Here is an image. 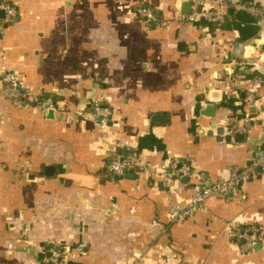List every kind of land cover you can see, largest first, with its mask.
<instances>
[{"label":"crops","instance_id":"obj_1","mask_svg":"<svg viewBox=\"0 0 264 264\" xmlns=\"http://www.w3.org/2000/svg\"><path fill=\"white\" fill-rule=\"evenodd\" d=\"M11 1L17 16L0 32V72L14 70L58 106L15 104L0 82V264H43L49 245L68 250L55 264H264V239L242 255L224 225L264 228V170L234 201L210 197L182 223L166 218L192 184L226 178L264 150L259 0H226L220 22L176 20L191 0ZM139 5L171 22L144 24ZM93 98L112 109L103 129L78 114ZM114 145L156 168L182 160L192 173L168 183L107 174Z\"/></svg>","mask_w":264,"mask_h":264},{"label":"built area","instance_id":"obj_2","mask_svg":"<svg viewBox=\"0 0 264 264\" xmlns=\"http://www.w3.org/2000/svg\"><path fill=\"white\" fill-rule=\"evenodd\" d=\"M226 0H191L188 13H178L175 19L178 21H193L198 17L211 22H220L224 18ZM253 15H258L261 9L253 3L247 2L241 6ZM263 10V9H262ZM0 32L13 23L17 16V10L11 0H0ZM136 19L146 25L166 27L171 20L157 16L155 10L149 6L139 5L134 9ZM0 82L5 98L15 104H35L42 110H55L58 101L52 95L42 92H34L25 81L12 69L4 67L0 72ZM78 114H84L96 126L103 129L108 124L112 109L100 99L93 98L88 102L86 108L78 110ZM261 139L264 143V122L260 127ZM123 146L114 145L107 149L108 162L106 165L107 174L116 177H125L126 174L144 175L148 179L160 177L163 182L168 183L172 179L179 180L182 177H189L192 169L189 163L172 160L164 168H156L144 159L138 152H124ZM259 168L264 170V150L256 153L249 166L240 169L235 166L229 170L226 178H205L190 187V195L185 203H172L166 213L168 224H179L192 218L199 210H206L205 201L210 197H219L228 201H234L239 195V189L243 182L249 180ZM171 192V189L168 188ZM225 230L228 237L238 244L239 252L244 255L254 250L256 244L264 239V228L257 224L244 225L239 221L225 220ZM46 254L42 257L43 264H55L63 260L68 254L67 249L56 245H49ZM139 264V263H134Z\"/></svg>","mask_w":264,"mask_h":264},{"label":"water","instance_id":"obj_3","mask_svg":"<svg viewBox=\"0 0 264 264\" xmlns=\"http://www.w3.org/2000/svg\"><path fill=\"white\" fill-rule=\"evenodd\" d=\"M259 3L264 6V0H259ZM182 11L187 12L188 10H185V8H183ZM0 16H3L2 11H0ZM241 47H243V44H240L237 48H241ZM212 111H213V108L208 105V107L206 108V113L211 114ZM51 112H52V110H48V113H51ZM153 120L162 121V120H165V118L163 115H156V116H153ZM235 128H236V126H232V129H235ZM226 129H227V134H224V139L230 140L231 139V133L229 131H231V128L229 127ZM223 131H224L223 127H220V129L218 130V132L222 135H223ZM242 139H243V134H241V133L235 134V140L242 141ZM262 170H263L262 168L258 169L259 172H261ZM133 176H134L133 174H126L125 175V177H133ZM180 180H186V178L182 177V178H180ZM258 247H259V244H256L255 248H258Z\"/></svg>","mask_w":264,"mask_h":264},{"label":"trees","instance_id":"obj_4","mask_svg":"<svg viewBox=\"0 0 264 264\" xmlns=\"http://www.w3.org/2000/svg\"><path fill=\"white\" fill-rule=\"evenodd\" d=\"M49 95V94H48ZM52 95V94H51ZM53 97H55V95L53 94L52 95ZM127 151H131V150H126V151H124V152H127ZM179 162H182V160H179Z\"/></svg>","mask_w":264,"mask_h":264}]
</instances>
